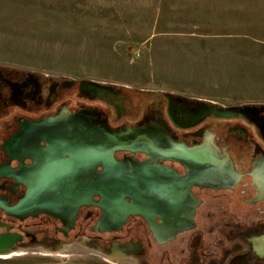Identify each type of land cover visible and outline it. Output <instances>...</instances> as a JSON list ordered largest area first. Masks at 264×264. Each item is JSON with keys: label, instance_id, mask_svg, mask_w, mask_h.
<instances>
[{"label": "flooded vegetation", "instance_id": "af4514ba", "mask_svg": "<svg viewBox=\"0 0 264 264\" xmlns=\"http://www.w3.org/2000/svg\"><path fill=\"white\" fill-rule=\"evenodd\" d=\"M159 96L0 67V235L15 246L97 243L103 235L119 259L144 250L139 240L118 243L129 224L156 246L193 231L208 192L248 179L249 202L263 204L264 106L221 109ZM227 109L234 115H214ZM211 117L247 126L231 129L243 144H226L228 127L207 130ZM203 144L225 157L207 164L187 154ZM251 241L248 249L264 259V235Z\"/></svg>", "mask_w": 264, "mask_h": 264}, {"label": "rangeland", "instance_id": "374dc122", "mask_svg": "<svg viewBox=\"0 0 264 264\" xmlns=\"http://www.w3.org/2000/svg\"><path fill=\"white\" fill-rule=\"evenodd\" d=\"M0 67L140 91L150 101L168 94L264 106V0H0ZM204 126L228 127L230 145L245 140L232 128L248 132L237 119L211 117ZM208 194L197 227L164 246L132 224L117 234L118 243L141 241L142 254L113 259L102 235L97 243L17 245L0 264H264L248 249L264 235V203L249 202L250 181Z\"/></svg>", "mask_w": 264, "mask_h": 264}, {"label": "water", "instance_id": "95a60500", "mask_svg": "<svg viewBox=\"0 0 264 264\" xmlns=\"http://www.w3.org/2000/svg\"><path fill=\"white\" fill-rule=\"evenodd\" d=\"M223 109L222 107H220ZM230 109H227L226 111H215L214 115L218 117H231L234 115V112L229 111ZM237 115L240 116L239 112H237ZM121 136V135H118ZM188 155H191V157L196 158V160H202V163L207 162V164L213 160L217 161L223 156V153H219L216 148L211 146L210 144L206 145H200L195 148H187L186 150ZM201 162V161H200ZM204 168H206V165L204 164ZM232 176H235L231 171V169H228ZM217 172L213 171V174H216ZM214 176V175H213ZM236 177V176H235ZM104 214V213H103ZM103 218V215H102ZM192 227H187L185 230L190 229ZM17 250L15 246V239L13 236L10 235H0V255H7L12 252H15Z\"/></svg>", "mask_w": 264, "mask_h": 264}, {"label": "bare ground", "instance_id": "6f19581e", "mask_svg": "<svg viewBox=\"0 0 264 264\" xmlns=\"http://www.w3.org/2000/svg\"><path fill=\"white\" fill-rule=\"evenodd\" d=\"M258 187H260V188L264 189V186H263V185H261V186H258Z\"/></svg>", "mask_w": 264, "mask_h": 264}]
</instances>
